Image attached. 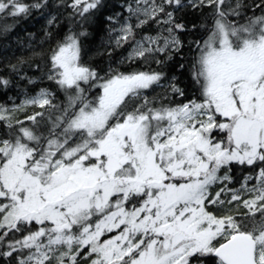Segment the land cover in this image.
<instances>
[{
  "label": "snow or ice",
  "instance_id": "1",
  "mask_svg": "<svg viewBox=\"0 0 264 264\" xmlns=\"http://www.w3.org/2000/svg\"><path fill=\"white\" fill-rule=\"evenodd\" d=\"M0 264H264V0H0Z\"/></svg>",
  "mask_w": 264,
  "mask_h": 264
}]
</instances>
